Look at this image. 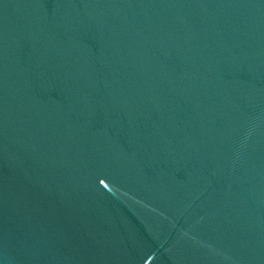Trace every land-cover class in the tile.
Wrapping results in <instances>:
<instances>
[{
  "label": "water",
  "instance_id": "water-1",
  "mask_svg": "<svg viewBox=\"0 0 264 264\" xmlns=\"http://www.w3.org/2000/svg\"><path fill=\"white\" fill-rule=\"evenodd\" d=\"M0 264H264V0H0Z\"/></svg>",
  "mask_w": 264,
  "mask_h": 264
}]
</instances>
